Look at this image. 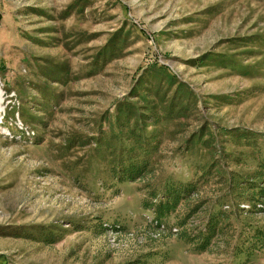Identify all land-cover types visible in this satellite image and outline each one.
Listing matches in <instances>:
<instances>
[{"label": "rangeland", "instance_id": "obj_1", "mask_svg": "<svg viewBox=\"0 0 264 264\" xmlns=\"http://www.w3.org/2000/svg\"><path fill=\"white\" fill-rule=\"evenodd\" d=\"M262 164L264 0H0V264H264Z\"/></svg>", "mask_w": 264, "mask_h": 264}, {"label": "trees", "instance_id": "obj_2", "mask_svg": "<svg viewBox=\"0 0 264 264\" xmlns=\"http://www.w3.org/2000/svg\"><path fill=\"white\" fill-rule=\"evenodd\" d=\"M204 58V57H203ZM146 127L144 126L143 129ZM150 160L144 156L140 161L136 158H130L126 163L120 165L117 171L116 178L120 182H138L143 180L153 170L150 169ZM256 177L261 179L260 184H254L252 189L254 192L253 200L257 199L264 201V164L260 165ZM200 189L198 182L192 180H166L163 184L150 186L148 197L143 200L144 208L150 210L154 214L153 222L156 224L160 231H164L167 228V220L173 216L179 207L189 202L195 195H199ZM264 204V202H263ZM264 207V205H263ZM195 209H189L182 218H178L177 224L180 227L185 226L187 219L195 212ZM212 222V221H211ZM218 226L215 222H212L207 226L206 230H201L200 242L197 245L198 251H206L210 248L213 243L215 233L217 232ZM173 234H178L179 229L176 227L175 230L170 229ZM181 238L185 239L184 232ZM55 239L50 240L54 242ZM195 243V242H194ZM193 243V244H194Z\"/></svg>", "mask_w": 264, "mask_h": 264}]
</instances>
